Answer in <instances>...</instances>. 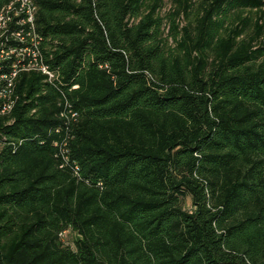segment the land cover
<instances>
[{
  "label": "trees",
  "instance_id": "1",
  "mask_svg": "<svg viewBox=\"0 0 264 264\" xmlns=\"http://www.w3.org/2000/svg\"><path fill=\"white\" fill-rule=\"evenodd\" d=\"M32 1L0 264H264V1Z\"/></svg>",
  "mask_w": 264,
  "mask_h": 264
},
{
  "label": "built area",
  "instance_id": "2",
  "mask_svg": "<svg viewBox=\"0 0 264 264\" xmlns=\"http://www.w3.org/2000/svg\"><path fill=\"white\" fill-rule=\"evenodd\" d=\"M36 13L32 0H16L0 12V118L13 111L19 75L35 73L50 85L59 79L45 61L43 38L36 31ZM62 117L66 118L65 114Z\"/></svg>",
  "mask_w": 264,
  "mask_h": 264
},
{
  "label": "rangeland",
  "instance_id": "3",
  "mask_svg": "<svg viewBox=\"0 0 264 264\" xmlns=\"http://www.w3.org/2000/svg\"><path fill=\"white\" fill-rule=\"evenodd\" d=\"M172 1L173 0H164V6H163V9L161 11V15H168L169 11H170V8L172 6ZM194 2H198L199 0H193ZM264 1V0H262ZM262 10H264V8H262ZM245 16H251L252 19H257L259 17V15H248V14H245ZM185 21L183 22L182 25H184ZM262 23H264V20H262ZM190 200L187 199L186 201V204H185V209L189 212L190 211ZM64 241L68 244V245H71L72 246V243H73V235L72 234H67L65 235V238H64Z\"/></svg>",
  "mask_w": 264,
  "mask_h": 264
}]
</instances>
